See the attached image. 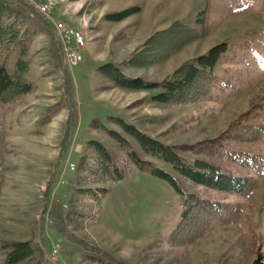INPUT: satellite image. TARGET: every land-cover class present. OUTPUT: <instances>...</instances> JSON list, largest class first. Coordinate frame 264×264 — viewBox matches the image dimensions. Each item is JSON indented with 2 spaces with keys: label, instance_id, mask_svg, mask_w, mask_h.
<instances>
[{
  "label": "rangeland",
  "instance_id": "374dc122",
  "mask_svg": "<svg viewBox=\"0 0 264 264\" xmlns=\"http://www.w3.org/2000/svg\"><path fill=\"white\" fill-rule=\"evenodd\" d=\"M23 1L46 26H32L23 71L18 48L5 62L8 73L22 77L32 91L0 103V264L16 242H28L35 251L23 264H103L98 253L126 264H254L259 256L264 261V172L233 157L264 161V0H50L46 15L39 9L45 0ZM207 4L202 38L171 37L177 22L201 28L197 20ZM132 8L139 13L109 20ZM58 23L82 33L83 62H66ZM223 42L228 50L217 66L218 80L200 102L158 103L153 97L161 89H123L99 70L110 64L126 80L163 83ZM4 61L0 54V66ZM120 122L176 148L188 162L203 160L236 177H252L253 191L241 197L175 175L186 193L239 205L236 221L214 223L190 245L170 244L183 200L170 184L140 173L128 153L174 173L148 156ZM212 141L221 149L198 147ZM92 143L106 148L123 180L98 171Z\"/></svg>",
  "mask_w": 264,
  "mask_h": 264
},
{
  "label": "trees",
  "instance_id": "16d2710c",
  "mask_svg": "<svg viewBox=\"0 0 264 264\" xmlns=\"http://www.w3.org/2000/svg\"><path fill=\"white\" fill-rule=\"evenodd\" d=\"M139 11V8H132L109 16V20L119 22L139 13ZM209 12L210 5L207 4L203 15L197 20V24L201 28L198 29L182 22H177L169 34H172L171 37L175 39L179 38L182 40L181 42L202 38L207 29ZM35 24L46 26L40 15L26 2L23 0H0V54L5 60L0 66V103H12L32 91L31 84L24 81L22 77L19 75L12 76L8 73L5 62L13 50L18 48L20 51L18 67L23 71L26 65L24 57L32 41L34 35L32 26ZM150 43L152 44L153 42L151 41ZM149 44L147 45L148 50L152 47ZM227 50L228 46L225 42L213 46L206 54L200 55L192 62L183 65L176 71L171 80L163 83L145 84L141 80H126L125 75L110 64L101 67L99 70L105 78L123 89H161L162 92L153 97V100L158 103L200 102L210 97L218 80L217 66L227 53ZM120 125L128 135L133 137L148 156L169 166L174 173L164 170L155 162L143 160L136 152L128 153L130 161L140 173L150 175L170 184L183 200L184 211L180 222L169 238L170 244L175 245L177 240H179V245H190L203 237L214 223L225 225L236 221L241 212L239 205L216 203L198 195L186 193L176 176L184 178L193 186L223 193H233L241 197H247L253 191L255 180L252 177H236L203 160L188 162L179 154L176 148L166 146L144 135L133 126L122 122H120ZM110 135L123 146L128 145L119 134L110 132ZM208 144V150L213 153L217 148L221 149V143L218 141L201 144L198 147L204 146V149L207 150L205 146ZM91 145L98 156V161L95 165L98 171L102 172V174L113 175L118 181L123 180L125 178L124 174L113 164V158L106 148L98 143H92ZM233 157L238 164L248 167L257 174L264 172V161L261 158ZM91 171L94 172L93 170ZM202 217H204V224L199 227L198 221ZM8 248L10 251L7 254L5 264H23L34 258L35 251L28 242H16L9 245ZM98 255L104 260H100L103 264H126L104 256L102 253H98ZM254 264H264L263 258L259 256Z\"/></svg>",
  "mask_w": 264,
  "mask_h": 264
},
{
  "label": "built area",
  "instance_id": "2783aa9c",
  "mask_svg": "<svg viewBox=\"0 0 264 264\" xmlns=\"http://www.w3.org/2000/svg\"><path fill=\"white\" fill-rule=\"evenodd\" d=\"M39 8L41 13L46 15L51 11L50 0ZM62 43L65 45V60L70 65H75L83 62V55L81 53L85 46V40L79 29L70 27L63 23H58L55 26Z\"/></svg>",
  "mask_w": 264,
  "mask_h": 264
}]
</instances>
